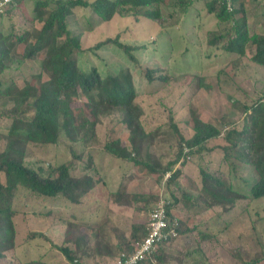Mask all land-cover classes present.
<instances>
[{
  "label": "trees",
  "instance_id": "trees-1",
  "mask_svg": "<svg viewBox=\"0 0 264 264\" xmlns=\"http://www.w3.org/2000/svg\"><path fill=\"white\" fill-rule=\"evenodd\" d=\"M27 1L14 0L0 14L1 18L16 13L19 14L21 22L31 24L22 32L16 30L15 23H12L8 32L0 28V96L7 94L13 101L12 106L0 111V119L4 120V126L0 127V131L5 137V144L0 149V264H52L43 254L23 261H15L8 256V252L15 248L17 237L14 217L18 214V209L14 203L22 187L38 199L63 198L65 203L81 204L97 186L98 180L90 172L93 168L91 156H85L84 149L77 152L74 145L85 147L92 145L97 140L98 124L104 116L115 118V121L125 124L129 131V145L116 137L104 143V150L116 158L143 166L152 173H159L161 177L170 172L166 178L168 187L176 181L182 171L180 166L176 168L175 166L180 162L183 146H187L189 152L202 153L210 149L206 146L207 141L222 133L219 126L202 119L195 110H190L189 116L193 122L192 135L185 137L179 133L177 157L163 164L158 155L150 149L155 132L148 131L143 124L141 117L144 108L137 100L138 91L134 78L137 77L139 83L142 81L149 84L166 83L171 74L166 73L160 64L141 63L136 54L138 46L122 42L118 35L99 40L90 49H101L109 44L117 46L133 62L137 75L130 67H120L115 72L110 71L105 74L97 66L82 68L77 60V54L85 50L82 46V33L72 31L69 26V16L76 9L92 8L103 20L112 19L116 13L133 15L136 18L144 16L162 26L176 15L175 11L185 14L190 6L202 1L207 12L215 16L218 24L221 22L224 24L221 29L214 28L206 32L207 44L221 47L228 54L244 55L245 48L250 43L255 48L252 59L264 64V34L250 32L244 15L243 0H172V2L171 0H31L33 3L31 18L25 19L22 7ZM165 1L171 2L173 10H165L162 7ZM35 21L40 22L39 28L33 24ZM20 45L23 46L21 53L16 51ZM23 59L39 61L40 71L21 86L7 85L4 88L2 73L11 66L13 60ZM79 92L86 97L93 114V117L88 116L81 122L77 121L76 109L67 103L71 95ZM240 105L244 117L243 126L238 133L244 137L241 138V143L230 140L231 135L237 131L230 127L225 136L230 143L223 148L226 151L235 146L242 148L237 154L239 157H235L253 169L255 175L253 182L248 185L247 191L241 190L223 178L225 171H211L208 166H201L199 193L193 195L190 191L178 187L181 191L180 196L172 193L166 202L169 218L176 217L172 207L180 201V197L183 206L187 209L203 202L207 206L220 205L226 211L233 208L236 201L241 198L264 197V96L258 97L251 103L243 102ZM249 117L253 120L251 127L247 126ZM232 123L226 122L225 127L231 126ZM169 124L178 131L171 113ZM62 135L71 142L70 159L57 165H48L47 168H35L27 162L29 144H55ZM246 141H249L248 144H245ZM228 155L230 154L226 153V157ZM82 160L86 163L80 166ZM78 166H80L79 172L74 173V168ZM231 167L233 168L234 165ZM111 195L118 204L129 206H135V201L146 198L145 193L128 192L123 189L116 190ZM31 212L39 215L38 217L56 218L50 225H61L64 239L74 245L59 246L70 262H74L78 255L85 256L91 253L89 250L93 248L92 253L106 254L115 258L113 264H116V258L133 253L148 232L145 221H134L127 228L117 227L108 214L98 222L93 223L91 220V223H87L76 218L73 212H69L66 217L60 215L56 217L58 212L48 208L44 213L34 210ZM178 219L177 236L159 244L152 258H146L137 264H156V262L164 264L169 257L167 252L172 242L178 237L184 242L189 240L196 226H189L188 218L178 217ZM76 226L78 227L76 230H80L69 237L73 227ZM86 226H91L92 229L86 231ZM208 238V232L201 231L196 241L199 243ZM239 253V251L235 252L240 259L236 264L264 262L263 248L260 253L253 254L249 258H243Z\"/></svg>",
  "mask_w": 264,
  "mask_h": 264
},
{
  "label": "rangeland",
  "instance_id": "rangeland-1",
  "mask_svg": "<svg viewBox=\"0 0 264 264\" xmlns=\"http://www.w3.org/2000/svg\"><path fill=\"white\" fill-rule=\"evenodd\" d=\"M171 2L165 1L162 7L165 10H173ZM243 3L250 32L264 34V0H243ZM32 6V1L28 0L22 7L25 19L31 18ZM175 14L166 25L161 26L144 16L136 18L133 15L116 13L112 19L103 20L92 8L76 9L69 16V26L72 31L82 33V46L85 50L77 54L78 63L82 68L97 66L103 74L115 72L120 67H130L137 75L133 62L117 46L109 44L101 49H90L99 40L118 35L122 42L138 46L136 54L141 63L160 64L166 73L171 74L166 83H139L138 78H134L138 91L137 100L144 108L141 117L143 124L148 131L155 132L150 149L158 155L163 164L177 157L179 133L185 137L192 135L190 110H195L202 119L219 126L221 135L207 141L206 146L210 149L202 153L189 150L185 152L184 145L180 162L175 166H180L182 171L176 181L168 187L166 178L170 172L161 177L159 173H152L143 166L116 158L104 150V143L116 137L129 145V131L125 124L115 121L111 116H104L98 124L97 140L92 145H74L77 152L84 149L85 156H91L93 168L90 172L98 180L97 186L79 205L65 203L63 198L38 199L21 187L14 203L18 209V214L14 217L17 237L15 248L8 252L10 258L23 261L43 254L52 264L114 263L115 258H87L82 255L70 262L59 246L74 245L64 239L61 225H50L56 218L38 217L39 215L33 214L31 210L44 213L47 208L53 209L58 212L56 217H66L69 212H73L76 218L85 221L81 216H87L85 211L89 210L94 202L98 214H108L117 227L127 228L133 220L146 222L150 210L160 199L168 201L172 193L180 196L178 187L197 195L201 185V166H208L211 171H225L223 178L241 190H246L253 182V169L236 158L242 148L235 146L226 151L223 147L230 143L225 139L230 127L237 130L230 140L242 142L241 138L244 136L238 133L243 126L244 117L240 104L251 103L264 96V64L252 59L255 48L250 43L247 44L244 55L228 54L221 47L207 44L206 32L209 29H221L224 24H218L215 16L207 12L202 1L190 6L185 14L178 10ZM19 19L20 16L16 13L4 15L0 28L8 32L12 23H15L16 30L22 32L31 25ZM33 24L37 28L40 27L39 21ZM22 47L20 45L16 51L21 53ZM40 68L39 61L13 60L11 66L2 73L3 87L23 85L26 80H31ZM67 103L76 109L78 122L88 116L93 117L82 93L71 95ZM12 104L13 101L7 94L0 96V111ZM170 113L178 131L170 127ZM226 122L233 123L225 127ZM252 123L253 120L249 117L247 126L251 127ZM3 126L4 120L0 119V127ZM247 142L249 141L245 144H248ZM4 144L5 137L0 131V149ZM70 144L64 135L55 144L31 143L28 145L26 160L35 168L57 165L71 158ZM226 153L230 155L226 157ZM83 161L80 166L86 163ZM80 166L75 167L73 172L78 173ZM116 189L145 193L146 198L135 201V206L119 207L111 203L109 197ZM182 201L180 197V201L172 207L173 213L179 218H188L189 226L196 227L193 228L192 235L188 236L189 240L184 242L178 237L169 248L166 247L169 257L164 264H236L240 259L235 252L239 251L243 258H249L264 249V197L241 198L227 211L220 205L207 206L203 202L187 209ZM86 220L91 223L90 218ZM86 227V231L92 229L91 226ZM76 229L77 226L73 227L69 237L80 230ZM201 231L208 232L209 238L198 243L196 240L199 239ZM37 232L44 234L38 235Z\"/></svg>",
  "mask_w": 264,
  "mask_h": 264
},
{
  "label": "built area",
  "instance_id": "built-area-1",
  "mask_svg": "<svg viewBox=\"0 0 264 264\" xmlns=\"http://www.w3.org/2000/svg\"><path fill=\"white\" fill-rule=\"evenodd\" d=\"M13 1L14 0H0V14L3 13ZM228 4H230V2ZM184 149L185 152L189 150L187 146H185ZM166 202V200L160 199L150 210L146 221L148 230L147 235L133 253L127 256L122 255L117 257L116 264H137L146 258H152V254L159 244L177 236L178 231L176 226L179 219L177 216L174 219L168 217Z\"/></svg>",
  "mask_w": 264,
  "mask_h": 264
},
{
  "label": "crops",
  "instance_id": "crops-1",
  "mask_svg": "<svg viewBox=\"0 0 264 264\" xmlns=\"http://www.w3.org/2000/svg\"><path fill=\"white\" fill-rule=\"evenodd\" d=\"M3 20H4V17H1L0 18V24L3 22ZM116 190H119V189H116ZM109 197H111L110 198L111 199V201H110L111 203L116 204L119 207H125V205H121V204H118L117 202H115L114 199L112 198L113 195L110 194ZM106 202H107V200H106ZM127 206H129V205H127ZM109 208L112 209V206L110 204H109ZM127 208H131V207H127ZM97 209L98 208L95 206V203L93 202V205L89 208V210L85 211V212H87L86 213L87 216L84 215V216H81V217H83L85 219V221H87L86 218H90L93 223L94 222H98V221H100V219H102L104 217V215L98 214ZM133 221H142V220H133ZM92 249L93 248H90V250H89V252H91V253L85 255L87 258H90V257H92V258H102V257H105L106 256V254L98 255V254L92 253ZM106 257H109V256H106Z\"/></svg>",
  "mask_w": 264,
  "mask_h": 264
}]
</instances>
